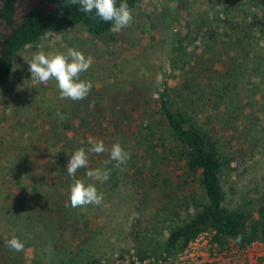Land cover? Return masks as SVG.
I'll return each instance as SVG.
<instances>
[{
  "label": "trees",
  "instance_id": "trees-1",
  "mask_svg": "<svg viewBox=\"0 0 264 264\" xmlns=\"http://www.w3.org/2000/svg\"><path fill=\"white\" fill-rule=\"evenodd\" d=\"M140 1L127 0L130 10ZM121 2L116 0L117 6ZM184 5L177 8L184 25L173 33L168 63L152 94L118 86L114 94L104 96L106 86L92 83L87 98L48 108L46 126L24 124L27 143L19 149L29 152L40 146L35 157L43 161L39 169L31 167V158L30 164L23 161L16 164L17 170L13 168L15 174L21 173L16 182L20 192L0 202V210L15 226L4 241L16 236L25 247L14 252L0 244V264H24L26 246L43 233L50 237L54 258L45 262L35 255L34 264H101L102 255L90 247L97 221L92 211L126 191L132 195L136 215L124 245L114 249L118 264L125 260L163 264L202 233L209 234L219 253L231 245L244 249L264 242V191L242 192L231 204L224 187L233 173L248 170L257 147L256 142L250 150L235 147L228 131L248 128L246 123L238 126L241 114L236 111L244 103L250 107L252 96L264 85V0H223L212 18L202 22L186 19ZM94 16L95 10L84 13L68 0H0V90L10 80L16 58L36 48L48 34L70 28H82L93 37L114 34L111 22ZM196 53L219 68L201 77L192 58ZM239 83L244 98L234 92ZM107 99L116 103L107 105ZM211 109L207 122H197V113ZM90 136L103 140L107 149L119 142L130 159L119 166L105 165L108 152L90 153L88 168L78 170L75 178L69 176L70 156L79 148L87 149ZM243 138L247 139L242 136L238 141ZM163 164L172 166L171 175L162 173ZM105 166L110 176L103 183L85 175L88 169ZM74 179L94 183L103 194V204L72 208L69 194ZM70 217L77 223L70 224ZM66 235L75 242L67 241Z\"/></svg>",
  "mask_w": 264,
  "mask_h": 264
},
{
  "label": "rangeland",
  "instance_id": "rangeland-1",
  "mask_svg": "<svg viewBox=\"0 0 264 264\" xmlns=\"http://www.w3.org/2000/svg\"><path fill=\"white\" fill-rule=\"evenodd\" d=\"M223 0H141L131 11L133 21L130 26L123 28L111 36L102 35L93 37L82 28H70L62 32L46 35L34 49L24 50L14 63V69L8 83L0 90V202L3 199L10 200L20 189L16 185L21 173L15 174L13 168L16 164L33 159L32 166L39 169L42 159H37L35 155L40 153V146L20 150L19 146L27 143L26 125L34 124L46 126L44 123L46 111L55 103L62 104L70 99H60L56 82L50 80L47 84H34L31 73L28 70L29 64L25 59L30 60L34 53L44 52L45 54H55L57 52L66 53L68 48L81 51L86 57L92 58V65L81 73L82 80H92L91 84L99 87L106 86L104 96L114 94L118 86H125L141 94L143 91L152 94L157 87L160 72L168 63V55L172 50V36L174 31L181 25L178 19V7L180 3L185 4L184 17L196 20H207L212 18L220 8ZM179 20V21H178ZM178 21V22H177ZM202 22V21H201ZM196 53L192 58L198 66V73L201 77L210 75L219 68V64L212 63L209 57L201 59ZM216 59V57H214ZM211 62V65L207 64ZM200 68V69H199ZM100 81V82H99ZM101 83V84H100ZM240 98H244L245 89L241 84H237L234 90ZM251 108L245 103L238 117L237 124L246 123L247 129L238 127V130L228 131V138L235 147L244 146L247 150L256 142L254 157L247 164L248 170L239 169L228 178L224 187L227 192V203L234 204L240 199L242 192L254 190L264 191V85L252 96ZM32 100V101H31ZM114 99H107V105L116 103ZM236 100V98H234ZM248 100V99H247ZM242 102H240V105ZM209 107V106H208ZM52 109V108H51ZM209 109V108H208ZM209 111L202 110L197 113L196 119L199 123L207 122ZM253 117L255 118L253 121ZM224 128V126H223ZM74 133V132H73ZM234 135H233V134ZM69 133L68 135H71ZM246 137L239 142L238 138ZM23 152V154H21ZM37 162V163H36ZM164 175H171L172 166L161 165ZM18 176V177H17ZM8 186V187H4ZM188 184L187 187H191ZM6 189V188H9ZM234 192H230V188ZM132 195L129 191L116 194L107 200V203L99 207V211H92L97 214L95 223L94 239L90 241L92 251L102 255L101 264H118V252L115 248L124 245L123 237L132 219L136 215L133 208ZM75 219L69 218V223L74 224ZM77 223V222H76ZM54 225L51 230H54ZM15 226L9 220L5 212L0 210V244L11 235ZM43 233V232H42ZM67 241L75 242L66 235ZM206 239V242L204 240ZM200 239L194 246L193 251L187 246V251H183L174 259H169L171 264H202L209 258L203 251L212 252L208 238ZM0 245V247H1ZM197 248V249H196ZM49 235L42 234V237L31 239L30 244L24 251V264H34L35 255L38 258L52 261V254ZM222 258L215 261L218 264H264V242H254L244 249H237L230 246L227 251H222ZM212 258V257H211ZM128 260L124 264H128ZM48 264H58L56 261ZM167 264V263H166Z\"/></svg>",
  "mask_w": 264,
  "mask_h": 264
},
{
  "label": "clouds",
  "instance_id": "clouds-1",
  "mask_svg": "<svg viewBox=\"0 0 264 264\" xmlns=\"http://www.w3.org/2000/svg\"><path fill=\"white\" fill-rule=\"evenodd\" d=\"M71 5H79L84 13L91 14L95 10V16L104 22H111L110 31L119 32L130 26L133 21V14L128 7L127 0L118 6L116 0H68ZM67 6V4H66ZM29 64L31 79L34 84H47L50 80L56 82L60 99L80 101L89 95L92 84L80 78L81 73L86 72L92 65V58L86 57L81 51L68 48L66 53L45 54L36 52L30 60L25 59ZM89 147L79 148L71 156L67 163L66 171L69 176L75 178L78 170L88 168L89 154L101 155L108 152V160L105 165L115 162L116 166L125 164L130 159L129 154L119 142L112 144L107 149L103 140L89 137ZM85 175L93 181L105 182L110 176V170L104 168L88 169ZM70 206L72 208L85 207L88 205L100 206L103 204V194L98 192L94 183H85L83 180L74 179L70 187ZM239 237L237 240L239 241ZM7 246L14 252L24 250V243L12 236L6 241Z\"/></svg>",
  "mask_w": 264,
  "mask_h": 264
},
{
  "label": "built area",
  "instance_id": "built-area-1",
  "mask_svg": "<svg viewBox=\"0 0 264 264\" xmlns=\"http://www.w3.org/2000/svg\"><path fill=\"white\" fill-rule=\"evenodd\" d=\"M205 239V238H208V240H207V242L211 245V247H212V252H208V251H203V253L204 254H206V257H208L209 259L207 260V261H203L202 262V264H204V263H206V262H208V261H211V259L212 260H218L219 258H222V255H223V253H219V252H217L216 251V245H213L211 242H210V236H209V234L208 233H202V234H199L193 241H191V242H189V244L187 245V246H189L190 248H191V252L193 251V248H194V246H195V244L200 240V239ZM204 242H206V239L204 240ZM187 246H186V248H187ZM185 248V249H186ZM184 249V250H185ZM197 249V248H196ZM185 251H187V249L185 250ZM212 257V258H211ZM169 261V260H168ZM165 262V263H163V264H171V262ZM182 264H184V262H182Z\"/></svg>",
  "mask_w": 264,
  "mask_h": 264
}]
</instances>
